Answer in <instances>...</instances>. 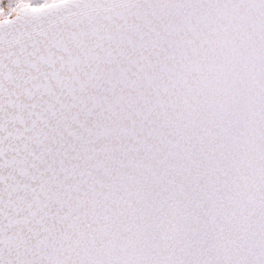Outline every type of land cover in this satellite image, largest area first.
<instances>
[{"label": "snow or ice", "instance_id": "1", "mask_svg": "<svg viewBox=\"0 0 264 264\" xmlns=\"http://www.w3.org/2000/svg\"><path fill=\"white\" fill-rule=\"evenodd\" d=\"M0 264H264V0H0Z\"/></svg>", "mask_w": 264, "mask_h": 264}]
</instances>
